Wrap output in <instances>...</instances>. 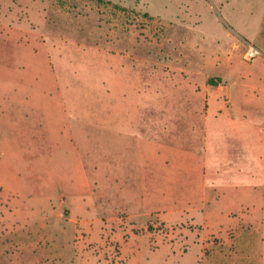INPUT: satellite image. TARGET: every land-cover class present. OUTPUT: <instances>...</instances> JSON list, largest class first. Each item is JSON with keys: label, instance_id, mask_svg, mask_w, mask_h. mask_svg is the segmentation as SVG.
<instances>
[{"label": "rangeland", "instance_id": "obj_1", "mask_svg": "<svg viewBox=\"0 0 264 264\" xmlns=\"http://www.w3.org/2000/svg\"><path fill=\"white\" fill-rule=\"evenodd\" d=\"M0 264H264V0H0Z\"/></svg>", "mask_w": 264, "mask_h": 264}, {"label": "crops", "instance_id": "obj_2", "mask_svg": "<svg viewBox=\"0 0 264 264\" xmlns=\"http://www.w3.org/2000/svg\"><path fill=\"white\" fill-rule=\"evenodd\" d=\"M204 95H208V100H209V103H210V107H209V109H208V113L207 114H205V115H203L202 117H200L199 119H197V120H195V122L197 121V123H200L201 124V126H200V139H201V145H203V143L205 144V142H206V139H207V133H208V120L210 119V118H218V117H222V115L224 114V113H230V111L229 110H227V109H225L224 108V105L223 104H221L220 102H218V101H215V100H213V99H211V95L209 94V93H204ZM224 109L226 110V111H224ZM232 118H234V115H230ZM148 134V136H150L149 135V133H147ZM154 145V144H153ZM157 146V145H156ZM205 148L204 147H202V151L204 150ZM183 151H186V152H188V153H190V154H192V151L191 150H183ZM156 152H157V155H160V149H159V146H157L156 147ZM201 154H205V151L204 152H202ZM202 169L201 170H203L205 167H206V171H207V167H208V165L206 164V161H204L203 162V164H202ZM207 175L205 174V175H203L202 174V178H205Z\"/></svg>", "mask_w": 264, "mask_h": 264}, {"label": "built area", "instance_id": "obj_3", "mask_svg": "<svg viewBox=\"0 0 264 264\" xmlns=\"http://www.w3.org/2000/svg\"><path fill=\"white\" fill-rule=\"evenodd\" d=\"M257 55H259V51L252 45H250L245 52L246 60H253Z\"/></svg>", "mask_w": 264, "mask_h": 264}]
</instances>
